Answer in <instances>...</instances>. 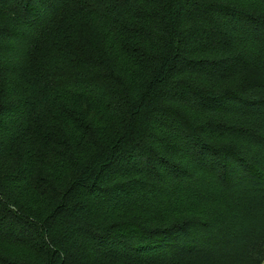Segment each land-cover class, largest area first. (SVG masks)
<instances>
[{
	"label": "trees",
	"instance_id": "obj_1",
	"mask_svg": "<svg viewBox=\"0 0 264 264\" xmlns=\"http://www.w3.org/2000/svg\"><path fill=\"white\" fill-rule=\"evenodd\" d=\"M220 254L264 263V0H0V264Z\"/></svg>",
	"mask_w": 264,
	"mask_h": 264
},
{
	"label": "rangeland",
	"instance_id": "obj_2",
	"mask_svg": "<svg viewBox=\"0 0 264 264\" xmlns=\"http://www.w3.org/2000/svg\"><path fill=\"white\" fill-rule=\"evenodd\" d=\"M212 259L216 261V264H233V263H229V262H234V261L230 260V258L223 256L221 254L219 256L213 255ZM235 264H236V260H235ZM242 264H254V263H251L249 261H245V263L242 262Z\"/></svg>",
	"mask_w": 264,
	"mask_h": 264
}]
</instances>
